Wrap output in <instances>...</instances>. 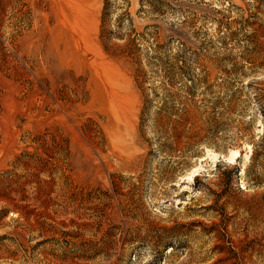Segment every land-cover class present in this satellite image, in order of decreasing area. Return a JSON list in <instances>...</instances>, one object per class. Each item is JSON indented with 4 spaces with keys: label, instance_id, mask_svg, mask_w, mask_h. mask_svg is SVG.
I'll return each instance as SVG.
<instances>
[{
    "label": "rangeland",
    "instance_id": "obj_1",
    "mask_svg": "<svg viewBox=\"0 0 264 264\" xmlns=\"http://www.w3.org/2000/svg\"><path fill=\"white\" fill-rule=\"evenodd\" d=\"M0 264H264V0H0Z\"/></svg>",
    "mask_w": 264,
    "mask_h": 264
},
{
    "label": "trees",
    "instance_id": "obj_2",
    "mask_svg": "<svg viewBox=\"0 0 264 264\" xmlns=\"http://www.w3.org/2000/svg\"><path fill=\"white\" fill-rule=\"evenodd\" d=\"M189 92V91H188Z\"/></svg>",
    "mask_w": 264,
    "mask_h": 264
}]
</instances>
